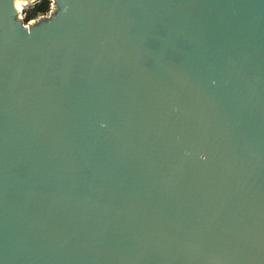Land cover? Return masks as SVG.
Listing matches in <instances>:
<instances>
[{
    "label": "water",
    "instance_id": "obj_1",
    "mask_svg": "<svg viewBox=\"0 0 264 264\" xmlns=\"http://www.w3.org/2000/svg\"><path fill=\"white\" fill-rule=\"evenodd\" d=\"M52 1L0 0V264H264V0Z\"/></svg>",
    "mask_w": 264,
    "mask_h": 264
},
{
    "label": "trees",
    "instance_id": "obj_2",
    "mask_svg": "<svg viewBox=\"0 0 264 264\" xmlns=\"http://www.w3.org/2000/svg\"><path fill=\"white\" fill-rule=\"evenodd\" d=\"M50 7V2L48 0H40L32 11H29L26 16V22L35 19L34 17L45 15Z\"/></svg>",
    "mask_w": 264,
    "mask_h": 264
},
{
    "label": "rangeland",
    "instance_id": "obj_3",
    "mask_svg": "<svg viewBox=\"0 0 264 264\" xmlns=\"http://www.w3.org/2000/svg\"><path fill=\"white\" fill-rule=\"evenodd\" d=\"M50 2V7H49V10L48 12L44 15V16H48L51 14V11H52V8H53V1L52 0H48ZM38 2L36 3H29V4H24L21 8V10L23 9V13L25 15L28 14L29 11H32L34 9V6L37 4ZM42 17V15L40 16H36L34 17L35 19H32V20H37L38 18Z\"/></svg>",
    "mask_w": 264,
    "mask_h": 264
},
{
    "label": "built area",
    "instance_id": "obj_4",
    "mask_svg": "<svg viewBox=\"0 0 264 264\" xmlns=\"http://www.w3.org/2000/svg\"><path fill=\"white\" fill-rule=\"evenodd\" d=\"M26 16L27 15H25L24 13H23V9L22 10H20V19H22L23 20V22L25 23V25H28V24H30V23H33V22H35V20H30V21H28V22H26ZM48 16H50V15H48ZM48 16H44V15H42V17H48ZM41 18V17H40ZM39 19V18H38Z\"/></svg>",
    "mask_w": 264,
    "mask_h": 264
},
{
    "label": "bare ground",
    "instance_id": "obj_5",
    "mask_svg": "<svg viewBox=\"0 0 264 264\" xmlns=\"http://www.w3.org/2000/svg\"><path fill=\"white\" fill-rule=\"evenodd\" d=\"M24 4H27V3H25V2H23V1H21V0H16V6H17V8H18L19 10H21V8H22V6H23Z\"/></svg>",
    "mask_w": 264,
    "mask_h": 264
}]
</instances>
